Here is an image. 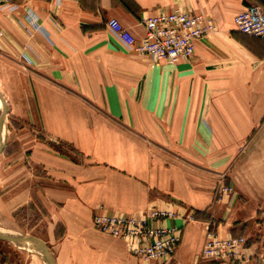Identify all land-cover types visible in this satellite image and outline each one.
Returning a JSON list of instances; mask_svg holds the SVG:
<instances>
[{
    "label": "crops",
    "instance_id": "crops-1",
    "mask_svg": "<svg viewBox=\"0 0 264 264\" xmlns=\"http://www.w3.org/2000/svg\"><path fill=\"white\" fill-rule=\"evenodd\" d=\"M13 4L0 7V96L11 120L0 148L1 264L21 260L16 251L41 264H225L201 259L207 227L245 238L246 222L247 237L264 244V38L233 25L246 8L263 15L264 0ZM174 11L216 27L190 60L153 62L107 28L115 19L139 43L141 18ZM222 184L231 192L214 203ZM150 210L173 214L151 225L181 230L166 261L144 262L92 224L96 214ZM256 249L235 264H254Z\"/></svg>",
    "mask_w": 264,
    "mask_h": 264
},
{
    "label": "built area",
    "instance_id": "built-area-1",
    "mask_svg": "<svg viewBox=\"0 0 264 264\" xmlns=\"http://www.w3.org/2000/svg\"><path fill=\"white\" fill-rule=\"evenodd\" d=\"M1 6L11 12L16 9L13 0H0ZM28 19L34 23V18ZM140 24L145 30V36L139 43L115 19L107 22V28L128 51L146 56L153 62L165 61L168 64L190 60L195 42L216 30L210 19L178 11L141 18ZM233 25L241 34L264 38V14L260 15L257 7H249L236 14ZM3 36L0 30V43ZM230 192L231 187L223 184L217 189L219 196ZM172 217V213L160 210H150L140 217L96 214L92 224L98 232L129 241L131 252L137 258L144 262H157L172 257L180 241L181 230L175 226H153L151 223ZM245 244L244 237L222 238L208 226L201 259L235 264L245 260Z\"/></svg>",
    "mask_w": 264,
    "mask_h": 264
},
{
    "label": "rangeland",
    "instance_id": "rangeland-1",
    "mask_svg": "<svg viewBox=\"0 0 264 264\" xmlns=\"http://www.w3.org/2000/svg\"><path fill=\"white\" fill-rule=\"evenodd\" d=\"M1 96H2V94H1ZM0 104H1L0 105V125L3 127L2 134L0 136L1 137L0 143L3 144V139H4L5 135H6V126H7V124L9 122L11 123V120L7 116V109H6V103H5L4 98H2V102H1V99H0ZM0 133H1V130H0ZM1 144H0V148L2 147ZM230 167H231V164H229L228 166H225L223 168L217 169V171H215L216 172V175L218 174L219 176H221V175L222 176H224V175L227 176L232 171V168H230ZM215 172H213V173H215ZM208 175L211 176L213 174L212 173L210 174V172L208 171ZM227 196H229V195H227ZM220 198L221 197L217 193V190H215L213 192V202L215 203V202L219 201ZM263 220H264V217L262 218V221ZM245 226L247 227V228L246 227L244 228V229H246L245 232L244 233H241V234H244V236L246 238L245 247L248 246V245H250V243H257V249H256V251L253 254V259H254V264H260L264 260V244H261L260 243V240L258 239V235L257 234H254V235H252L250 237H247V233L249 231L248 229H250V227L252 226L251 222H246L245 223ZM10 246H14V245H10ZM5 251L11 252V257L14 256L13 255L14 253H13L12 249H9V250L6 249ZM16 252H17L16 254H19L20 255V258L21 257L22 258L19 261L17 260V258H15V259L13 258L11 264H14V263L15 264H41L39 262V260H38L37 257L34 258L33 254H29L27 252H23L22 253V251H16ZM46 261L48 263H51L52 264L50 258H47Z\"/></svg>",
    "mask_w": 264,
    "mask_h": 264
},
{
    "label": "water",
    "instance_id": "water-1",
    "mask_svg": "<svg viewBox=\"0 0 264 264\" xmlns=\"http://www.w3.org/2000/svg\"><path fill=\"white\" fill-rule=\"evenodd\" d=\"M1 97V96H0ZM1 99V102H2V97L0 98ZM14 241H16V242H26V240L25 239H23V238H14L13 239ZM260 264H264V260L260 263Z\"/></svg>",
    "mask_w": 264,
    "mask_h": 264
},
{
    "label": "bare ground",
    "instance_id": "bare-ground-1",
    "mask_svg": "<svg viewBox=\"0 0 264 264\" xmlns=\"http://www.w3.org/2000/svg\"><path fill=\"white\" fill-rule=\"evenodd\" d=\"M1 105V104H0ZM0 130H1V133H0V136L2 134V130H3V127L0 125ZM0 140H1V137H0ZM1 144V143H0ZM2 145V144H1Z\"/></svg>",
    "mask_w": 264,
    "mask_h": 264
}]
</instances>
